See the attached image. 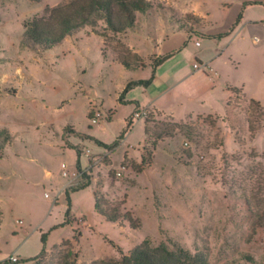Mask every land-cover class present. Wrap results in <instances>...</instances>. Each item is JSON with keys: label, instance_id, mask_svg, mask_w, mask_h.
Instances as JSON below:
<instances>
[{"label": "rangeland", "instance_id": "1", "mask_svg": "<svg viewBox=\"0 0 264 264\" xmlns=\"http://www.w3.org/2000/svg\"><path fill=\"white\" fill-rule=\"evenodd\" d=\"M66 1L0 0V129L13 139L0 154V264L11 255L19 261L7 264H31L44 235L42 264L68 249L79 264L118 259L145 237L201 252L205 264H254L241 253L264 264V0H149L126 35L105 41L85 25L34 48L22 22ZM122 46L146 66L125 68L114 53ZM168 52L147 86L125 90ZM143 110L146 136V116H133ZM131 116L111 150L86 137L111 144ZM72 146L83 166L86 148L107 155L84 174L88 186L69 191L76 218L65 224L61 169L76 168ZM95 188L116 222L96 211Z\"/></svg>", "mask_w": 264, "mask_h": 264}, {"label": "trees", "instance_id": "2", "mask_svg": "<svg viewBox=\"0 0 264 264\" xmlns=\"http://www.w3.org/2000/svg\"><path fill=\"white\" fill-rule=\"evenodd\" d=\"M151 8L152 4L149 0H67L66 2H59L52 6H46L42 15H34L31 18L25 19L22 22V26L26 37L34 48L38 50L49 49L60 43L65 36L74 33L85 25H90L93 31L98 33L105 41L126 35L128 30L135 26L137 13H148ZM239 18L240 15L237 16L235 22H237ZM181 28H183V25L179 24V26L174 27L173 29ZM187 28L191 27L187 26ZM114 53L116 60L127 69L136 70L146 66L145 61L137 53L131 52L127 46H122L116 50L114 49ZM171 54V52H168L163 55L152 57L151 65L153 68L151 77L146 80H131L127 83L125 90L136 84L147 86L150 80L154 77L156 67L170 57ZM230 90L234 93V97L239 88L232 87ZM233 97H229L226 101L225 113L227 112V108ZM120 100L123 101L122 96L120 97ZM247 102V108L249 110L260 109V103L258 101L249 99ZM106 119H111L110 113H107ZM150 121H152V119H148V116H146L144 127L145 136L148 134L147 124ZM133 123L134 118H132V116L128 117L126 119L124 130L111 144H106L93 136L86 137H89L97 144L106 147V149L111 150L119 144L120 139L124 138ZM173 124L176 125L177 123ZM66 129L68 131L70 130L69 127H66ZM165 129H167V126ZM167 135L171 134L167 133ZM12 142L13 139L10 131L7 128H1L0 154L7 145H12ZM72 147H75L76 151V167L80 168L79 157L81 151L78 146ZM186 154L190 156V153L186 152ZM89 184L90 182L87 180L66 188L67 208L65 210L63 223L70 224L74 221V217L70 215L69 191L84 188ZM246 203H249L248 198ZM94 206L96 211L107 221H117L119 217L118 214H116V211L114 210L109 211L106 209L104 199L102 195L99 194L97 188L94 190ZM262 214L264 215V213ZM45 241L46 237L44 235L42 236L43 246L40 252L31 258L25 259V261H29L31 264H42V259L46 254ZM61 243L66 246L69 245L68 240H62ZM77 257V252L68 249L61 253L59 264H79L77 262ZM241 258L254 264L256 263L253 258L246 253H241ZM17 261H19V259ZM17 261L4 260L2 264ZM86 264H205V258L201 252H192L181 246L171 248L164 242L155 243L149 237H145L140 243L134 245L126 253H121V256L118 259L92 260Z\"/></svg>", "mask_w": 264, "mask_h": 264}, {"label": "built area", "instance_id": "3", "mask_svg": "<svg viewBox=\"0 0 264 264\" xmlns=\"http://www.w3.org/2000/svg\"><path fill=\"white\" fill-rule=\"evenodd\" d=\"M195 44L199 45V41H195ZM193 67L196 69L202 67L206 71H209V72L212 71V67L210 65H208V63H194ZM146 114H147V112L145 110H143L141 113L134 112L133 116L139 118V117H145ZM101 117H102V115H101L100 111H96L95 114L90 118V123L91 124L97 123V121ZM185 144H187V142H185ZM84 155L87 157V163L85 166L80 164V168L76 167L71 171H69L65 167H62V169H61L62 175L68 178L66 186H73V185L79 184L82 181L84 174L88 173L89 170H92V168L94 166L101 164L104 161L107 154H106V151L105 152L92 153L91 149L86 148L84 151ZM116 174L120 175V172L117 171ZM44 196L49 197L50 195L48 193H45ZM57 198H58V195H56L54 197V201H56ZM9 260L17 261L18 257L15 255H11V256H9Z\"/></svg>", "mask_w": 264, "mask_h": 264}, {"label": "crops", "instance_id": "4", "mask_svg": "<svg viewBox=\"0 0 264 264\" xmlns=\"http://www.w3.org/2000/svg\"><path fill=\"white\" fill-rule=\"evenodd\" d=\"M72 214H73L72 216L75 217L74 213H72ZM75 218H76V217H75Z\"/></svg>", "mask_w": 264, "mask_h": 264}]
</instances>
